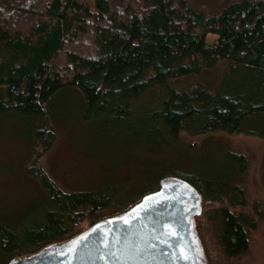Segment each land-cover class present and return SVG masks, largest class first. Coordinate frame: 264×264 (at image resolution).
<instances>
[{"label": "trees", "instance_id": "16d2710c", "mask_svg": "<svg viewBox=\"0 0 264 264\" xmlns=\"http://www.w3.org/2000/svg\"><path fill=\"white\" fill-rule=\"evenodd\" d=\"M209 33L216 34L212 42ZM221 63L226 67L211 83L178 87L183 78ZM154 89L162 91L159 107L136 108ZM67 90L81 102L85 122L147 114L154 132L168 142H178L186 129L244 130L248 120L264 117V0H0V115L28 122L25 136L41 142L39 156L56 138L53 121H46L48 105ZM223 154L238 166L236 174L229 167L218 180L182 171H172L171 178L187 180L201 195L197 232L203 201L225 203L206 214L231 262L250 251L249 229L258 220L243 208L248 200L234 179L247 168L246 156ZM25 173L44 194L30 216L0 222L4 264L31 247L25 257L124 212L165 180L157 171V183L129 207L94 218L124 201L117 200L118 188L65 191L39 163Z\"/></svg>", "mask_w": 264, "mask_h": 264}, {"label": "rangeland", "instance_id": "374dc122", "mask_svg": "<svg viewBox=\"0 0 264 264\" xmlns=\"http://www.w3.org/2000/svg\"><path fill=\"white\" fill-rule=\"evenodd\" d=\"M215 38L216 34H208L209 41ZM224 67L221 63L214 70L185 77L177 85L211 83ZM148 92L136 102V108L143 105L144 111L150 106L159 107L162 91ZM48 108L46 121H53L51 128L56 138L40 156L37 153L42 148L41 142L30 141L25 136L28 122L22 116L0 115V222H18L30 216L41 203L44 190L25 173L26 167L35 163L43 166L65 191L118 188L117 200L124 201L115 202L94 216L101 218L126 209L131 205L129 201L151 189L157 183V171L164 173L165 179L171 178L172 171L205 173L215 180L228 175L229 167L236 174L238 166L227 161L223 154L225 150H232L247 158V168L234 179L248 200L243 208L258 220L257 227L249 229L250 251L235 261L227 260L216 239L218 228L206 214L225 204L217 200L202 203V214L197 218L201 243L208 264H264V117L248 120L246 129L236 132L195 133L186 129L180 132V142H168L165 134L154 132L147 114L134 115L121 122L107 118L85 122L81 117V102L70 90L52 99ZM31 250L32 247L17 258L25 257ZM5 260L0 257V264Z\"/></svg>", "mask_w": 264, "mask_h": 264}, {"label": "water", "instance_id": "95a60500", "mask_svg": "<svg viewBox=\"0 0 264 264\" xmlns=\"http://www.w3.org/2000/svg\"><path fill=\"white\" fill-rule=\"evenodd\" d=\"M200 211L196 188L168 178L124 212L7 264H208L194 218Z\"/></svg>", "mask_w": 264, "mask_h": 264}]
</instances>
